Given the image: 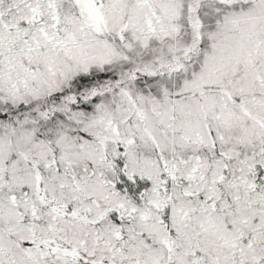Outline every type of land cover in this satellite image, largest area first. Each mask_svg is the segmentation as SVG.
I'll return each mask as SVG.
<instances>
[{
    "label": "snow or ice",
    "instance_id": "obj_1",
    "mask_svg": "<svg viewBox=\"0 0 264 264\" xmlns=\"http://www.w3.org/2000/svg\"><path fill=\"white\" fill-rule=\"evenodd\" d=\"M0 264H264V0H0Z\"/></svg>",
    "mask_w": 264,
    "mask_h": 264
}]
</instances>
